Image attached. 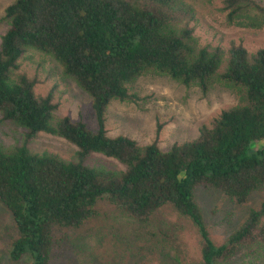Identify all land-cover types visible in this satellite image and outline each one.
<instances>
[{"label": "trees", "instance_id": "obj_1", "mask_svg": "<svg viewBox=\"0 0 264 264\" xmlns=\"http://www.w3.org/2000/svg\"><path fill=\"white\" fill-rule=\"evenodd\" d=\"M222 3L229 25L264 28V7L254 0ZM190 13L179 0H16L7 8L0 115L2 122L25 130L21 146L0 144V203L17 232L12 263L52 264L54 228H80L96 218L105 200L143 225L172 206L197 228L198 264H231L243 251L255 255L264 247V203L217 246L195 200L196 189L208 187L245 205L264 188V145L256 148L264 142V50L250 57L243 47H232L221 73L224 53L200 44ZM30 50L52 58L91 98L96 132L68 118L52 124L57 109L52 96H37L36 80L26 75L13 80L19 60ZM150 75L204 94L220 85L237 91L242 104L222 111L197 139L167 152L157 142L140 146L125 136L109 137L110 103L136 102L129 85ZM42 132L77 147V160L33 153L28 144ZM92 154L126 169L89 167Z\"/></svg>", "mask_w": 264, "mask_h": 264}, {"label": "rangeland", "instance_id": "obj_2", "mask_svg": "<svg viewBox=\"0 0 264 264\" xmlns=\"http://www.w3.org/2000/svg\"><path fill=\"white\" fill-rule=\"evenodd\" d=\"M264 7V0H254ZM16 0H0V45L9 29L6 10ZM191 11V27L203 47L220 48L226 60L232 47H243L251 57L264 50V28L245 29L227 23L222 0H179ZM26 75L36 80L37 96L51 95L57 109L52 124L68 118L82 122L89 130L98 129L91 98L76 83L65 77L61 67L50 57L30 50L19 60L13 80ZM134 103L113 101L106 112L108 136L128 137L140 146L157 142L169 151L197 139L200 129L210 127L224 110L242 104L237 91L215 85L204 94L199 88H186L161 76H145L129 85ZM162 126L157 137L158 127ZM25 130L10 122H2L0 115V144L12 149L24 142ZM264 142L257 143L260 148ZM37 154H54L65 161L77 160L78 148L61 137L40 133L28 144ZM87 166L98 170L123 171L126 168L114 159L92 154ZM211 240L223 245L243 224L250 212L264 203V188L255 192L249 202L238 205L222 193L208 187L195 191ZM96 218L77 229L54 228L52 264H198L201 261V240L190 219L182 217L172 206L155 214L143 225L130 219L108 201L97 206ZM264 223V219H263ZM17 238L14 221L0 203V264H31L10 261L12 243ZM231 264H264V247L255 255L243 251Z\"/></svg>", "mask_w": 264, "mask_h": 264}]
</instances>
